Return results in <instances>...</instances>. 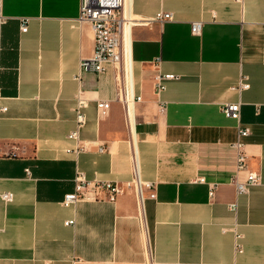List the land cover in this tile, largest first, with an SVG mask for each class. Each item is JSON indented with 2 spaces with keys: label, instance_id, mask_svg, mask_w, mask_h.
<instances>
[{
  "label": "crops",
  "instance_id": "crops-1",
  "mask_svg": "<svg viewBox=\"0 0 264 264\" xmlns=\"http://www.w3.org/2000/svg\"><path fill=\"white\" fill-rule=\"evenodd\" d=\"M0 6V195L14 194L0 196V264H264V0H127L129 51L102 73L81 65L95 50L81 0ZM160 73L177 77L158 94ZM237 101L261 175L244 194L238 121L222 110ZM79 171L123 191L66 205Z\"/></svg>",
  "mask_w": 264,
  "mask_h": 264
},
{
  "label": "built area",
  "instance_id": "built-area-1",
  "mask_svg": "<svg viewBox=\"0 0 264 264\" xmlns=\"http://www.w3.org/2000/svg\"><path fill=\"white\" fill-rule=\"evenodd\" d=\"M127 0H81V19L88 21L92 24L95 31V50L94 54L90 58L82 60V68L87 70H94L98 73H102L106 70V64L113 62L119 65L121 68L125 59L126 53V36L127 26L129 25V19L125 15ZM173 14L171 12H160L157 18L161 21L172 19ZM0 19L3 20L2 8L0 6ZM27 19L22 20V30L26 31L28 28ZM203 29V21H193L192 31L194 34H201ZM177 75L174 73L158 74L156 77V91L161 94L166 88V81L168 79H174ZM250 87V83L247 80H242L239 88L245 89ZM140 99V97H138ZM165 102L161 101V109H165ZM86 100L79 98L76 108L77 125L76 128L69 133V138L76 141L78 144L81 142V129L84 127L87 121L86 113ZM99 107L102 109V113L105 114L110 107V102L101 101ZM8 110L6 105L0 103V119L2 113ZM226 116L234 118L238 121V140L235 142V146L238 149L237 155V169L238 171L247 172V178L244 181L236 180V191L238 194L248 193L250 187L261 181V175L255 170H251L248 167L247 155L244 152V138L250 135L251 129L249 126L242 123V102H228L222 107ZM86 145H79L77 151L85 149ZM103 150V147H101ZM200 180H204L201 178ZM76 187L75 191L65 195L63 200L64 204H74L82 199L100 197L101 193L105 190L109 191V198L115 200L117 195L122 193L123 189L111 181L95 180L89 181L84 172L79 171L75 178ZM216 185L211 186L210 194L214 195ZM1 198L5 201H12L14 194L10 192L2 193ZM154 196V194H153ZM231 208L236 211L238 204L232 203ZM67 225L75 224V219L66 221ZM238 250L241 251L242 247L238 243Z\"/></svg>",
  "mask_w": 264,
  "mask_h": 264
},
{
  "label": "bare ground",
  "instance_id": "bare-ground-1",
  "mask_svg": "<svg viewBox=\"0 0 264 264\" xmlns=\"http://www.w3.org/2000/svg\"><path fill=\"white\" fill-rule=\"evenodd\" d=\"M130 38H131V29H130V23L127 26V36H126V51H129L130 47Z\"/></svg>",
  "mask_w": 264,
  "mask_h": 264
}]
</instances>
